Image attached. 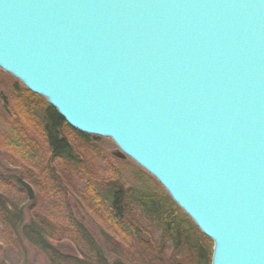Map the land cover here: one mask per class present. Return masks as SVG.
<instances>
[{
    "label": "water",
    "instance_id": "1",
    "mask_svg": "<svg viewBox=\"0 0 264 264\" xmlns=\"http://www.w3.org/2000/svg\"><path fill=\"white\" fill-rule=\"evenodd\" d=\"M0 70L264 264V0H0Z\"/></svg>",
    "mask_w": 264,
    "mask_h": 264
},
{
    "label": "trees",
    "instance_id": "2",
    "mask_svg": "<svg viewBox=\"0 0 264 264\" xmlns=\"http://www.w3.org/2000/svg\"><path fill=\"white\" fill-rule=\"evenodd\" d=\"M9 90L11 98L17 100V103L15 101L17 107L21 105L29 113L36 112L37 122L42 128L44 146L49 154L45 165L49 167L47 177L41 174L40 178L33 175L28 168V165L31 166L29 162H32L30 155L34 153L31 150L33 137L27 136L31 134L29 128L25 124L27 130H24L20 124H17L8 130L13 134L12 139H14L8 141L9 145L24 152V156L23 161L17 160L16 157L7 159L6 166L9 164L14 168L20 166L23 174L20 176L12 171L2 179L22 190L27 206L19 209L13 200L0 192V222L13 234H17L20 242L23 240L37 249L46 264H210L212 242L196 228L168 196L161 199L154 195L126 189L117 180L96 181L97 183L92 185L94 181L90 172L92 168L77 152L78 148L72 145V141L77 140L81 148L89 149L91 140L95 138L70 128L43 99L23 89L20 84L12 85ZM6 103L7 100L4 101L3 94L0 95V121L9 126L14 120L10 119ZM5 116L9 118L5 119ZM6 135L8 134L5 133L4 136ZM52 164L60 165V169L65 167L75 169L86 180V184L90 185L89 193H92L89 197L90 205L92 211L102 221V226L109 232L103 235L115 260L110 262L90 234L75 223L73 224L75 229L66 230V232L68 236L76 234L81 248L78 247V251L74 254H68L57 247L63 239L46 218L37 214L36 202L38 201L32 188H42L43 191H48L46 193L54 191L66 194L65 184H67L66 181H71L69 175L72 173L67 172L66 178L60 177V172L53 168ZM6 170L11 171L8 168ZM134 206L160 229L158 243L153 241L134 220ZM56 243L57 245H54ZM167 243L171 245L169 256L164 254Z\"/></svg>",
    "mask_w": 264,
    "mask_h": 264
},
{
    "label": "rangeland",
    "instance_id": "3",
    "mask_svg": "<svg viewBox=\"0 0 264 264\" xmlns=\"http://www.w3.org/2000/svg\"><path fill=\"white\" fill-rule=\"evenodd\" d=\"M14 84H20V86L25 89L21 83L0 70V95L3 94L5 102L7 100L8 114L10 119L14 120L12 123L10 122L9 126L4 125L0 121V192L13 200L19 209H22L23 206H27L24 200L25 195L22 190L16 185L8 183L6 180L2 179L3 176L6 177V174H11L12 171L20 176L23 174V169H21L20 166H16V168L10 167L12 166L10 164L6 166L8 164L7 159L16 157L17 160L23 161L22 157L24 156V152L9 145L8 141L14 139H12L13 134L9 133L8 130L17 124H20L24 130H27L26 125L27 128H29L32 135L29 134L27 136L33 137L31 150H33L34 153L30 155V161L32 162L29 163L32 167L28 165V168L31 170L27 169L32 172L33 175H36L39 178L41 175L45 176V178L47 177L46 175L49 171V167H46L45 165L49 159V154L46 152V147L44 146L41 133L42 128L37 122L38 118L36 112L29 113L28 110L21 105L17 107V100L11 98L9 89ZM40 98L43 99L42 97ZM34 99L38 100L37 98ZM37 107H39V105H37ZM4 118L8 119L9 117L5 116ZM2 133H7L8 135L4 136ZM90 137H94L95 139L93 141L91 140V147L89 149L81 148L77 143V140H73L72 145L78 148L77 152L85 158L87 164L91 166L92 169L90 172H92L94 178L92 185L105 180H117L126 189L129 188L136 192L154 195L161 199H165L168 196L154 178L129 158L121 155L109 139L95 136ZM34 146L36 147V152ZM53 166V168L60 172V177L66 178L67 172L69 174L70 172L72 173L69 175L71 181H66L67 184H65L66 186L64 189L66 194H63L64 192L56 193L54 191L46 193L48 191H43L42 188H32L38 201L36 202L37 214L40 217L46 218L59 232V236L63 239L59 245H57V243L54 245H57L60 251L64 253L74 254V252L78 251L80 244L77 242L76 234L73 233V235L68 236V233L66 232V230L73 231L75 229L73 224L75 223L82 226L86 232L90 234L110 262L115 260V256L110 253V248L103 235V233L108 234L109 232H107L106 228L102 226V221L98 219V215L92 211L89 199L92 194L89 193L91 188L89 187L90 185L86 184V180L83 179L82 175L76 172L75 169V171L67 167H65V169H60V165L58 164ZM7 168L11 171H7ZM134 209V220L145 232H147L153 241L158 243L160 239V229L154 222L146 219L136 206H134ZM25 219L27 220V215ZM18 237L17 234H13L0 222V264H46L44 258L37 249L23 240L20 242ZM55 238L56 237H54V239ZM170 253L171 245L170 243H167L164 254L169 256Z\"/></svg>",
    "mask_w": 264,
    "mask_h": 264
}]
</instances>
